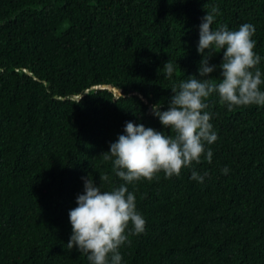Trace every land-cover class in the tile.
Listing matches in <instances>:
<instances>
[{"label":"trees","instance_id":"1","mask_svg":"<svg viewBox=\"0 0 264 264\" xmlns=\"http://www.w3.org/2000/svg\"><path fill=\"white\" fill-rule=\"evenodd\" d=\"M213 7V29L254 25L264 80V0H0V264H90L67 246L89 175L125 184L146 221L121 264H264V106L230 111L212 94V161L179 177L126 183L103 156L127 122L172 134L152 106L167 110L171 89L199 76ZM223 51L209 61L217 83Z\"/></svg>","mask_w":264,"mask_h":264},{"label":"clouds","instance_id":"2","mask_svg":"<svg viewBox=\"0 0 264 264\" xmlns=\"http://www.w3.org/2000/svg\"><path fill=\"white\" fill-rule=\"evenodd\" d=\"M217 13L218 7H213L199 26L197 51L203 56L199 76L182 80L171 89L174 95L167 110L161 111L159 104L152 106V114L172 134L127 122L125 134L119 135L116 142L110 143V150L103 153L104 159L112 161L115 175L126 183L152 181L161 172L166 178L179 177L182 169L190 168L194 162L199 164L201 157L211 163L213 153L205 145L216 142L218 136L210 122L212 114L205 110L212 94H218L230 111L233 107L264 106V80L258 67L261 57L254 51V25L244 23L238 30H229L227 25L213 29ZM221 50V79L217 83L210 75L217 66L209 61ZM163 67L171 78L172 62L167 61ZM222 171L227 174L229 170ZM82 179L83 194L76 198L77 207L69 211L72 235L67 246L86 255L90 264H121L120 247L130 243V234L145 231L146 221L136 209V197L125 184L109 191L102 190L101 184L96 186L90 175ZM191 179L203 183L204 176L192 170ZM100 181L110 183L107 175Z\"/></svg>","mask_w":264,"mask_h":264}]
</instances>
